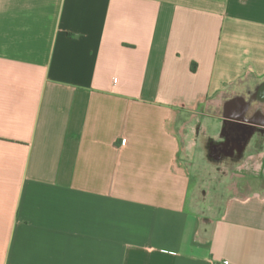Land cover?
<instances>
[{"label":"crops","instance_id":"obj_1","mask_svg":"<svg viewBox=\"0 0 264 264\" xmlns=\"http://www.w3.org/2000/svg\"><path fill=\"white\" fill-rule=\"evenodd\" d=\"M236 100L264 116V0H0V264H264V133L188 205Z\"/></svg>","mask_w":264,"mask_h":264},{"label":"rangeland","instance_id":"obj_2","mask_svg":"<svg viewBox=\"0 0 264 264\" xmlns=\"http://www.w3.org/2000/svg\"><path fill=\"white\" fill-rule=\"evenodd\" d=\"M193 124H196L195 119L193 121ZM197 136V146H192L195 148H190V140H188L187 142V146L189 147V149H187L186 152V160L187 163L191 166L190 168L193 172L192 176H197L201 179L200 190L202 189V191L205 192L206 197L203 201V198H200L198 196V192L196 194L194 193V189V191H192V193L189 195L188 205L195 210L199 208V211H202V208H200L201 206L198 207L199 201H202V206L205 207L203 212H207L206 214H208L209 216L215 217L217 214L216 207L220 208V196L226 194L227 186H229L231 183L229 175L233 171V167L228 163L225 164V162L223 161H215L210 156L209 145L208 141L205 138V135L199 134ZM195 179L197 178L195 177ZM195 182H197V185H199L198 180H196ZM195 182H193V188H195ZM196 202L198 203L197 208L195 206Z\"/></svg>","mask_w":264,"mask_h":264},{"label":"flooded vegetation","instance_id":"obj_3","mask_svg":"<svg viewBox=\"0 0 264 264\" xmlns=\"http://www.w3.org/2000/svg\"><path fill=\"white\" fill-rule=\"evenodd\" d=\"M241 101L234 103H225L222 115V128L225 136L220 142H208L210 156L218 162L236 163L243 158L245 150L253 137L260 138L264 133V116L258 112L254 113L248 119L247 125L231 122L229 118L235 119L241 114ZM243 109V106H242ZM253 132L252 136L246 141L248 134ZM256 139V140H257ZM258 141V140H257Z\"/></svg>","mask_w":264,"mask_h":264},{"label":"water","instance_id":"obj_4","mask_svg":"<svg viewBox=\"0 0 264 264\" xmlns=\"http://www.w3.org/2000/svg\"><path fill=\"white\" fill-rule=\"evenodd\" d=\"M228 103H232V101H229ZM246 111H247V109L245 108L244 111H243L242 116H239V117H237V118H235V119H231V118H229V119H230V120H233V121H231V122H234V123L240 124V125H242V126H250V125H247V123L249 122V121H248L249 119H246V118H245V113H246ZM252 134H253V132H250V133L248 134L247 138H245V140L247 141V140L249 139V137L252 136Z\"/></svg>","mask_w":264,"mask_h":264},{"label":"built area","instance_id":"obj_5","mask_svg":"<svg viewBox=\"0 0 264 264\" xmlns=\"http://www.w3.org/2000/svg\"><path fill=\"white\" fill-rule=\"evenodd\" d=\"M214 264H229L228 261H223V262H215Z\"/></svg>","mask_w":264,"mask_h":264}]
</instances>
